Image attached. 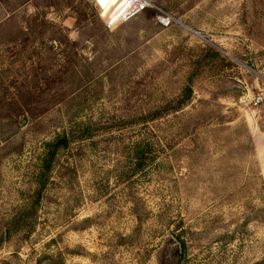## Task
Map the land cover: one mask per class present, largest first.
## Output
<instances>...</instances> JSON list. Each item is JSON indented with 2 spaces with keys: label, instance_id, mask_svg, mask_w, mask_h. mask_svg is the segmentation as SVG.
I'll list each match as a JSON object with an SVG mask.
<instances>
[{
  "label": "rangeland",
  "instance_id": "1",
  "mask_svg": "<svg viewBox=\"0 0 264 264\" xmlns=\"http://www.w3.org/2000/svg\"><path fill=\"white\" fill-rule=\"evenodd\" d=\"M124 1L0 0V264H264V0Z\"/></svg>",
  "mask_w": 264,
  "mask_h": 264
},
{
  "label": "built area",
  "instance_id": "2",
  "mask_svg": "<svg viewBox=\"0 0 264 264\" xmlns=\"http://www.w3.org/2000/svg\"><path fill=\"white\" fill-rule=\"evenodd\" d=\"M152 5L149 0H125L123 3V7L121 10V16L119 18L122 19L118 24L125 23L134 17L144 13L148 8ZM108 28L114 27L110 21H105ZM159 22L163 26H169L172 22L171 18L166 14L160 15ZM117 24V25H118Z\"/></svg>",
  "mask_w": 264,
  "mask_h": 264
},
{
  "label": "bare ground",
  "instance_id": "3",
  "mask_svg": "<svg viewBox=\"0 0 264 264\" xmlns=\"http://www.w3.org/2000/svg\"><path fill=\"white\" fill-rule=\"evenodd\" d=\"M125 2V1H124ZM123 2V3H124ZM123 3L122 5L119 7V9L116 11V13L111 17V19L109 20L112 24H116L118 21H121L122 19L119 20L120 18V14H121V10L123 7Z\"/></svg>",
  "mask_w": 264,
  "mask_h": 264
},
{
  "label": "trees",
  "instance_id": "4",
  "mask_svg": "<svg viewBox=\"0 0 264 264\" xmlns=\"http://www.w3.org/2000/svg\"><path fill=\"white\" fill-rule=\"evenodd\" d=\"M173 252H174V249H170V248H166L165 249V254L164 256L167 258V254H170L171 255V261H172V255H173ZM176 253L174 254V256L177 257V251H175Z\"/></svg>",
  "mask_w": 264,
  "mask_h": 264
}]
</instances>
